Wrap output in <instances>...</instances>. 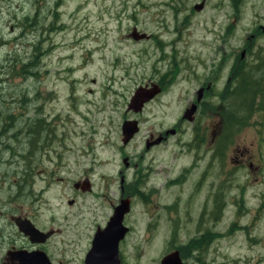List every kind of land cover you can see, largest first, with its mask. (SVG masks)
Wrapping results in <instances>:
<instances>
[{
	"label": "rangeland",
	"instance_id": "1",
	"mask_svg": "<svg viewBox=\"0 0 264 264\" xmlns=\"http://www.w3.org/2000/svg\"><path fill=\"white\" fill-rule=\"evenodd\" d=\"M198 5H203L200 11L195 10ZM263 28L264 0H0V130L5 125L23 130L29 117L34 118L32 127L56 126L54 131L64 141V169L59 178L51 184L34 178L35 190L45 187L46 205L40 219L53 217L59 222L68 211L70 221L64 239H80L82 247L89 234V221L96 218L101 223L109 213V203L118 202L123 179L134 198L129 223L141 237L151 220L141 211L144 205L140 200L147 202L152 196L150 189L141 185L140 172L146 173L148 167L155 172L151 184L159 199L158 207L150 208L148 214L158 215L161 222L163 212H167L164 204L176 195V202L180 199L182 205L192 182L182 178L165 182L202 151L201 143L193 141L190 125L184 126L188 119L183 116L191 107L188 104L201 91L204 99L194 126L198 139L207 141L211 150L212 125L220 118L218 108L224 111L225 100L236 89L233 66L245 48L251 53L241 64L251 66L263 58ZM134 31L148 38L136 41ZM23 66H28L25 75ZM159 82L163 91L141 114L128 111L137 89L158 86ZM263 109L262 98L256 99L244 127L232 131L229 147L222 138L224 154H232L234 148L241 152L249 149L255 166L260 164L264 156ZM126 120L138 121L139 132L124 147L121 127ZM168 131L176 134L149 150L145 148L150 135L164 138ZM3 171L1 166L0 185L6 178ZM199 171L197 167L191 175ZM248 171V166H225L223 184L226 191L233 187L236 192L238 187L241 202L250 205L254 191L264 194V184L251 186ZM214 172L211 170L210 177ZM85 173L92 184L91 192L70 211L66 198L72 194V183ZM263 174H259L261 180ZM150 187L147 183L146 188ZM201 198L199 193L191 202ZM261 223L257 216L255 231L241 226L234 243L225 242L224 264H264V247L259 242L264 228ZM152 229L150 226L151 242L144 241L140 250L144 264H157L166 252L163 237L168 224L161 229L159 224L156 232ZM185 239L182 235L181 240Z\"/></svg>",
	"mask_w": 264,
	"mask_h": 264
},
{
	"label": "flooded vegetation",
	"instance_id": "2",
	"mask_svg": "<svg viewBox=\"0 0 264 264\" xmlns=\"http://www.w3.org/2000/svg\"><path fill=\"white\" fill-rule=\"evenodd\" d=\"M262 30L264 34V28ZM250 53L248 48H245L233 66L231 76L236 82L233 95L246 94L248 98H264V58L258 59L256 64L251 66L241 64L242 60ZM148 86L147 89H149ZM156 87L160 90L159 94L144 104L142 111L163 91L161 82ZM198 96L194 102L188 104L195 105L196 109L184 126L189 124L188 130L193 136V141L201 143V154L192 156L188 166L183 167L177 176H172L165 182L168 184L175 183L180 178L184 182L187 181L186 183L192 182L188 199L181 205L182 200L179 199L177 203L178 198L176 196L178 195H176L172 202L164 204L167 212H163L164 217H162L161 222L158 215H149L150 208L158 207L159 199L155 197L156 193L153 190L156 188L151 184L155 172L149 170L148 167L146 173L140 172L141 185L144 184V189L147 191L150 189L152 195L147 202L140 198L144 205L141 211L145 216L151 218L146 224L145 233L141 237L137 236L133 225L129 223L134 198L129 195L131 193L122 179L118 202L109 203V213L101 223L96 218L89 221V234L86 236L85 244L82 247H79L80 239L74 237L64 239L65 230L70 221L68 211L63 212L65 215L59 219L61 220L59 222L53 217L50 220L40 219L43 205H46L43 200L45 187L35 190L34 178L40 177L42 183L51 184L52 180L59 178L58 174L64 169V141L54 131L57 129L56 126L53 125L54 128L49 129L43 125V127L38 128L35 124L32 127L33 124L31 123L34 118L29 117L25 120L23 130L8 125L3 126L0 130V138L6 137L7 141H0V162L2 161L0 168L3 167V174L6 175L5 181L0 185V264H86V257L93 247L96 232L105 228L121 199L129 201V211L123 216V226L128 231L118 243V264H144V257L140 250L145 245L143 244L144 241H147L146 244L151 242L152 231L150 226L156 232L159 224L161 229L164 223H167L169 228L167 235L163 237L167 247L157 264H161L162 259L167 255L173 256V264H224L227 253L223 250L225 242L234 243L236 232L241 226L246 225L243 230H247L249 227L251 231H255L256 217L260 216L262 218L261 225L264 227V194L259 195L254 191L251 195L252 204L241 202L238 187L234 188L237 190L236 192L232 191L233 187L230 189L231 191L225 190L227 188H224L223 184L224 168L225 166L232 168L233 164L248 166L249 173L247 175L250 182H247L251 186L257 182L264 184V174L262 180L259 176L264 172V156L261 158L260 164L255 166L253 154H250L249 149L241 152L239 148H234L231 151L232 154H224L223 149L226 144H222L220 137L223 133L220 111L218 112L220 117L218 123L212 125L214 136L211 141L213 148L210 150L207 141L198 139V130L194 126L204 99L203 96L198 100ZM252 107L255 109V104ZM142 111L137 114H141ZM262 111L264 112V109ZM180 123L181 121L177 127ZM16 135H18V144ZM156 140L153 135H150L144 142L145 148L149 150V148L156 146L154 145ZM166 140L167 137L161 142ZM227 146H230L229 141ZM210 151L208 160L207 152ZM233 152L235 153L234 157L232 156ZM2 155H6L7 158H1ZM199 163L201 165H198ZM197 167H200V171L192 176L191 171ZM213 169L215 170L214 176L210 177V172ZM257 174L259 178L256 176ZM209 178L211 179L209 180ZM83 183L89 184L88 190L82 191ZM147 183H150V188H146ZM76 184L78 188L74 187ZM84 187L87 186L84 185ZM91 188L92 184L86 173L81 179L72 183V194L66 198L70 211L79 204L80 199L91 192ZM246 192L247 190L243 191L242 195ZM262 192L264 193V190ZM199 193L202 194L201 200L191 202V199ZM253 204L255 206L251 207ZM194 206L196 208L192 215L191 209ZM242 219L245 221L241 225L239 222ZM74 227H77V223H74ZM80 231L82 233V230ZM80 231L76 230L75 233L78 234ZM182 235L186 236L187 239L182 241ZM245 235L247 236V232ZM259 237V242L264 247V228ZM251 241H255V239H251ZM65 254L68 255L65 256ZM260 262L256 261L257 264L262 263Z\"/></svg>",
	"mask_w": 264,
	"mask_h": 264
},
{
	"label": "water",
	"instance_id": "3",
	"mask_svg": "<svg viewBox=\"0 0 264 264\" xmlns=\"http://www.w3.org/2000/svg\"><path fill=\"white\" fill-rule=\"evenodd\" d=\"M203 5H198L195 7L196 11H200ZM134 40L147 39L148 36L145 34H138L136 31L133 33ZM160 90L156 86H152L151 89L139 88L131 97L130 103L128 105V111L134 114L140 113L143 109L144 104L151 101L156 95H158ZM199 92L198 100L201 99ZM196 106L191 105L183 118L190 120L195 112ZM139 132L138 122L135 120H126L123 122L121 127V143L126 146L133 137ZM173 131H168L165 134L166 138L168 135L173 134ZM164 138L159 137L154 145L159 144ZM150 147V146H149ZM125 166H128L127 159L124 160ZM86 185L87 187H84ZM78 188L77 184L74 185ZM89 188V184H84L82 186V191H86ZM129 211V201L121 199L118 206L114 209V213L105 228L98 230L94 236L93 247L86 257V264H118V243L127 233L128 229L123 226V216ZM173 256L167 255L161 261V264H173Z\"/></svg>",
	"mask_w": 264,
	"mask_h": 264
},
{
	"label": "trees",
	"instance_id": "4",
	"mask_svg": "<svg viewBox=\"0 0 264 264\" xmlns=\"http://www.w3.org/2000/svg\"><path fill=\"white\" fill-rule=\"evenodd\" d=\"M260 57L264 58V56L261 55ZM27 67L28 66L22 67L23 75L26 74ZM246 91H248V89H246ZM256 99L258 98H248L242 96L241 94H238L237 96L232 95L231 98L225 100L227 102V105L225 106L224 111L218 108L223 121V133H221V138H225L227 141H229L231 139V136L233 135L232 131L234 129L238 130L244 127L248 119V111L251 110V107L255 104ZM262 101H264V98H262ZM235 104L237 105V107L235 106ZM15 138L18 144V135H16Z\"/></svg>",
	"mask_w": 264,
	"mask_h": 264
}]
</instances>
